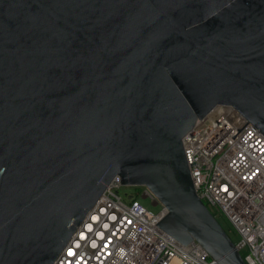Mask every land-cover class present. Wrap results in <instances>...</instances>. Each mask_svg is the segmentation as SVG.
<instances>
[{"label": "water", "instance_id": "95a60500", "mask_svg": "<svg viewBox=\"0 0 264 264\" xmlns=\"http://www.w3.org/2000/svg\"><path fill=\"white\" fill-rule=\"evenodd\" d=\"M217 105L264 134V0H0V264H52L115 176L247 264L182 145Z\"/></svg>", "mask_w": 264, "mask_h": 264}, {"label": "built area", "instance_id": "2783aa9c", "mask_svg": "<svg viewBox=\"0 0 264 264\" xmlns=\"http://www.w3.org/2000/svg\"><path fill=\"white\" fill-rule=\"evenodd\" d=\"M246 122L233 106L217 105L182 145L198 197L230 222L246 263L264 264V134ZM123 187L118 176L106 185L52 264H218L196 240L180 243L158 226L167 210L139 201L158 204L146 187L138 197Z\"/></svg>", "mask_w": 264, "mask_h": 264}, {"label": "rangeland", "instance_id": "374dc122", "mask_svg": "<svg viewBox=\"0 0 264 264\" xmlns=\"http://www.w3.org/2000/svg\"><path fill=\"white\" fill-rule=\"evenodd\" d=\"M129 192L131 191V188L129 186H124L122 189V192ZM139 201L145 205L146 207H148V209L150 211H157L159 209V202L157 205H153L152 201L150 198H142L140 197ZM217 221L219 222V224L221 225V227L223 228V230L232 238L233 241H237L238 240V236L234 230V228L232 227V225L230 224V222L223 216V215H217L216 216Z\"/></svg>", "mask_w": 264, "mask_h": 264}, {"label": "trees", "instance_id": "16d2710c", "mask_svg": "<svg viewBox=\"0 0 264 264\" xmlns=\"http://www.w3.org/2000/svg\"><path fill=\"white\" fill-rule=\"evenodd\" d=\"M141 189H142L141 187H136V186L132 187V192H133L134 197H138L139 196Z\"/></svg>", "mask_w": 264, "mask_h": 264}, {"label": "snow or ice", "instance_id": "6c2138e0", "mask_svg": "<svg viewBox=\"0 0 264 264\" xmlns=\"http://www.w3.org/2000/svg\"><path fill=\"white\" fill-rule=\"evenodd\" d=\"M74 254H75V253H73V251L70 249L69 252H68V255H69V256H72V255H74Z\"/></svg>", "mask_w": 264, "mask_h": 264}]
</instances>
